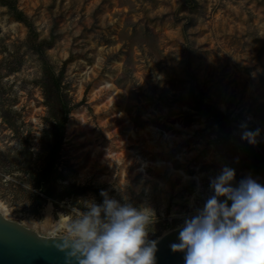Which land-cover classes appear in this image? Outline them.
Instances as JSON below:
<instances>
[{
    "label": "rangeland",
    "instance_id": "obj_1",
    "mask_svg": "<svg viewBox=\"0 0 264 264\" xmlns=\"http://www.w3.org/2000/svg\"><path fill=\"white\" fill-rule=\"evenodd\" d=\"M107 79L125 93L136 132L191 130L175 172L91 161V140L68 130L83 109L103 148L113 145L104 127L124 133L119 117L102 125L121 112L120 92L108 111L95 110L106 91L91 93ZM208 105L228 119L218 122ZM241 124L260 130L256 144L241 138ZM128 140V149L140 142ZM225 165L236 182L264 184V0H0V201L12 220L42 222L49 212L68 223L106 190L154 209L156 239L203 205Z\"/></svg>",
    "mask_w": 264,
    "mask_h": 264
},
{
    "label": "clouds",
    "instance_id": "obj_2",
    "mask_svg": "<svg viewBox=\"0 0 264 264\" xmlns=\"http://www.w3.org/2000/svg\"><path fill=\"white\" fill-rule=\"evenodd\" d=\"M241 138L257 143L260 130L240 125ZM232 167L210 178V195L184 217L168 247L183 264H264V184L251 175L238 182ZM122 193L124 185L119 189ZM101 203L84 201L83 210L64 226L54 244L64 264H157L158 243L150 239L154 209L118 200L101 190Z\"/></svg>",
    "mask_w": 264,
    "mask_h": 264
},
{
    "label": "bare ground",
    "instance_id": "obj_3",
    "mask_svg": "<svg viewBox=\"0 0 264 264\" xmlns=\"http://www.w3.org/2000/svg\"><path fill=\"white\" fill-rule=\"evenodd\" d=\"M100 90L106 91L103 99H99V102L95 104V110L108 111L110 109V105L116 101L119 96L120 90L114 85L111 79L104 80L103 82L97 84L96 89L91 93V96H94V93L99 92ZM120 96L122 97L121 102V112L115 116H109L105 121L102 122L103 126H107L108 120H117V118H121L124 121V133L120 135L118 138L112 136L109 129L107 130L104 127V132L106 136L112 138V143L110 146L103 148L98 145L94 141L93 133L89 132V123H87V119L83 109L77 110L75 115L77 116L78 123H74L73 120H70L68 123V130L75 129L77 131H83L84 137L90 139V143L84 147L85 150L90 149L92 158H98L101 162H105V159L111 161H116L117 163L122 165V169L126 170L132 163H135L134 168L139 170V173H146V169L151 167L156 171H160L162 169L168 168L171 171H174L171 160L176 157L184 160L183 155H187L183 151L186 149L184 146V142L189 136L191 130L183 129L179 125H175L177 128V132H167L164 136H160L159 129L151 124H147L143 129L136 132L131 125L130 121L127 119V114L123 110L122 104L125 101V93L120 92ZM97 95V94H96ZM97 97V96H96ZM176 130V129H175ZM116 130L114 131V133ZM128 137H132L134 139H139V143H133V148L128 149L127 144H129ZM83 138V137H81ZM178 141H181L180 143ZM115 146L117 148H114ZM123 159V160H122ZM182 179H188L190 176L184 170L176 171ZM142 175V174H141ZM144 176V175H143ZM198 176V175H197ZM200 176V175H199ZM196 178V189L200 187V179ZM49 211V209H48ZM0 214L11 219L10 214L6 205H4L0 201ZM23 223L33 229L36 230L40 228L44 230L49 235H54V232L57 229L64 227L66 223V217L60 214V218L58 220L53 219L51 214L48 212L45 220L38 221L32 217L25 219Z\"/></svg>",
    "mask_w": 264,
    "mask_h": 264
},
{
    "label": "water",
    "instance_id": "obj_4",
    "mask_svg": "<svg viewBox=\"0 0 264 264\" xmlns=\"http://www.w3.org/2000/svg\"><path fill=\"white\" fill-rule=\"evenodd\" d=\"M178 231L175 227L159 236L157 264H183V254L168 247ZM62 237L40 234L0 214V264H64V253L54 246Z\"/></svg>",
    "mask_w": 264,
    "mask_h": 264
},
{
    "label": "trees",
    "instance_id": "obj_5",
    "mask_svg": "<svg viewBox=\"0 0 264 264\" xmlns=\"http://www.w3.org/2000/svg\"><path fill=\"white\" fill-rule=\"evenodd\" d=\"M16 14H17V16H21L22 15L19 11H16ZM207 108L210 111V113L215 116V118L217 119L218 122H221V121H224V120H227L228 119L227 116L223 115L215 107L208 105ZM61 124H62L61 126H63V123H61ZM231 125L236 126L237 123H231L230 126ZM45 193L47 194L48 193V190H46Z\"/></svg>",
    "mask_w": 264,
    "mask_h": 264
}]
</instances>
